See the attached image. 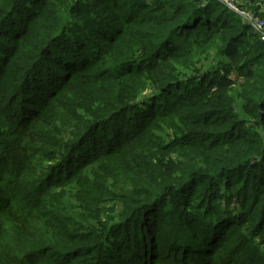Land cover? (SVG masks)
Returning a JSON list of instances; mask_svg holds the SVG:
<instances>
[{
  "label": "trees",
  "instance_id": "16d2710c",
  "mask_svg": "<svg viewBox=\"0 0 264 264\" xmlns=\"http://www.w3.org/2000/svg\"><path fill=\"white\" fill-rule=\"evenodd\" d=\"M0 264H264L261 34L219 0H0Z\"/></svg>",
  "mask_w": 264,
  "mask_h": 264
},
{
  "label": "rangeland",
  "instance_id": "374dc122",
  "mask_svg": "<svg viewBox=\"0 0 264 264\" xmlns=\"http://www.w3.org/2000/svg\"><path fill=\"white\" fill-rule=\"evenodd\" d=\"M225 1H227L232 6V9L229 6H227L231 11H233L235 14H237L244 21L249 22L253 28L255 26V22H254V20H251V18H250L252 14L255 15L257 18H260L262 21H264V16L262 15V13L264 14V0H225ZM220 2L224 3L222 1H220ZM256 7H258V10H256ZM68 117L72 119V116H68ZM58 121H60V120L55 121L52 117H49L45 120V123H42L45 127H47L49 129L46 132V134L47 135L48 134H54V136H56V138H57L56 139L57 142L61 141V142H68L71 144L72 139H76V136L81 132V130H78V133L75 136H73L71 134V132L69 131V129L72 128V126L71 125H70V127L67 126L69 123V120L65 121L66 124L64 122H58ZM123 123L124 122L122 121L120 124L122 125ZM117 127H118V125L116 124V128ZM108 133H109L108 131H105L103 133H99V135H100L99 139L105 140ZM93 166H95V167L92 168ZM97 171H98V168L96 167V164H94V165L91 164L85 170L84 176L93 179L94 173ZM98 184L100 187H103L102 182L99 181ZM83 195H84V193H83ZM67 199L76 202V205L78 203L75 197L67 198ZM233 200H234V203H237L235 197L233 198ZM111 203H115V202L112 201L110 203H105V206L108 204L110 206ZM114 207L115 208H112L113 211L119 212L121 210V208L123 207V204H121L119 202V203H116ZM96 208L100 209L99 207H96ZM144 222H146V221H144ZM122 231H124V230H122ZM124 242H125V238H120L119 240H117V242H116L117 244H115V246H113V249L111 250V253L108 256L109 260L114 261L113 260L114 256L119 257L120 255H123L125 253ZM133 245H135V243ZM124 256H127V255H124Z\"/></svg>",
  "mask_w": 264,
  "mask_h": 264
},
{
  "label": "built area",
  "instance_id": "2783aa9c",
  "mask_svg": "<svg viewBox=\"0 0 264 264\" xmlns=\"http://www.w3.org/2000/svg\"><path fill=\"white\" fill-rule=\"evenodd\" d=\"M220 1L224 2V4L226 6H229L232 9V6L227 1H225V0H220ZM250 18H251V20H254V22H255V26L253 25L254 29L261 34L262 39L264 40V21H262L260 18H257L253 14L251 15Z\"/></svg>",
  "mask_w": 264,
  "mask_h": 264
}]
</instances>
